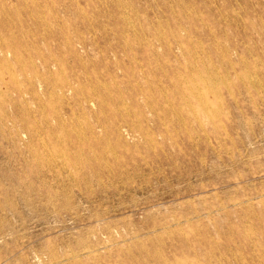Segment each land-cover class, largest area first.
<instances>
[{
	"label": "rangeland",
	"instance_id": "1",
	"mask_svg": "<svg viewBox=\"0 0 264 264\" xmlns=\"http://www.w3.org/2000/svg\"><path fill=\"white\" fill-rule=\"evenodd\" d=\"M0 264H264V0H0Z\"/></svg>",
	"mask_w": 264,
	"mask_h": 264
}]
</instances>
